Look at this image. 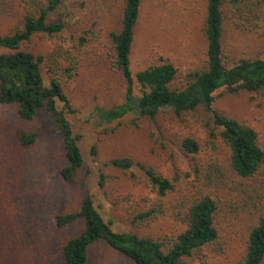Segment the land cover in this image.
<instances>
[{"label": "rangeland", "instance_id": "rangeland-1", "mask_svg": "<svg viewBox=\"0 0 264 264\" xmlns=\"http://www.w3.org/2000/svg\"><path fill=\"white\" fill-rule=\"evenodd\" d=\"M35 3L40 0H0V36L21 28ZM229 9L224 8L222 37L226 66L244 58H264V18L257 27L239 29ZM122 13L123 0H66L55 15L65 21V29L54 36L38 34L25 45L47 55L45 69H59L75 109L68 117L74 133L80 135L85 162L73 181L65 180L61 170L67 164L66 149L54 117L41 110L28 120L20 116L18 105L0 102V264H63L61 244L82 229V222L60 228L56 215L77 211L88 194L103 216L114 221L116 230L170 242L182 226L168 212L136 219L161 201L145 168L167 178L181 174L182 185H187L189 159L181 148L186 137L199 141L204 158L227 164L228 148L211 137L209 116L201 107L182 114L163 110L155 119L133 113L111 123L101 118L98 106L109 108L126 98L127 83L122 71L113 67L111 41V33L121 27ZM206 15L207 0H143L130 55L133 74L170 61L179 70L174 86L185 85L186 73L201 69L207 60ZM134 92L142 94L136 80ZM251 96L220 89L214 107L254 125L264 140V107ZM21 128L39 132L34 145L20 144ZM114 158H130L133 166L124 170L107 165ZM244 235L237 222L225 235L222 253L208 251L193 264H239L245 252ZM90 256L88 264H134L105 240L92 246Z\"/></svg>", "mask_w": 264, "mask_h": 264}, {"label": "trees", "instance_id": "trees-1", "mask_svg": "<svg viewBox=\"0 0 264 264\" xmlns=\"http://www.w3.org/2000/svg\"><path fill=\"white\" fill-rule=\"evenodd\" d=\"M143 0H123L121 27L111 33L113 67L122 71L127 83L126 98L121 104L96 110L111 123L133 113L137 118L155 119L159 112L172 109L177 114L202 108L209 116L211 137L219 138L228 148L227 164L201 155V145L193 137L181 142L188 157V184L183 186L181 174L163 177L152 168H145L151 187L161 197L158 206L139 213L136 219L169 213L182 226L170 242L141 236L133 231H118L114 221L106 219L88 196L77 211L56 215L60 228L82 222V229L61 244L63 264H88L91 248L99 240L134 264H193L208 251L222 253L227 245L225 235L237 222L245 230V252L239 264H262L264 261V140L260 131L246 120L227 115L214 107L215 92L224 89L236 94L246 91L250 100H260L264 107V58H244L231 67L223 56L224 8L229 6L237 28L257 27L264 18V0H207L205 34L208 41L207 60L201 69L188 71L186 83L174 86L179 70L174 63L149 66L133 74L130 55L140 18ZM66 0H40L35 10L25 14L21 28L0 36V102L18 105L21 117L31 120L41 110L55 120L66 149L67 164L61 174L73 181L76 171L84 165L79 145L68 115L75 112L65 92L59 69H45L48 57L25 47L34 36L61 33L66 25L55 17ZM69 71V68L66 69ZM135 80L141 95L134 92ZM39 132L21 128L19 142L30 147ZM107 165L130 169V158H114ZM105 184L104 174L100 185Z\"/></svg>", "mask_w": 264, "mask_h": 264}]
</instances>
